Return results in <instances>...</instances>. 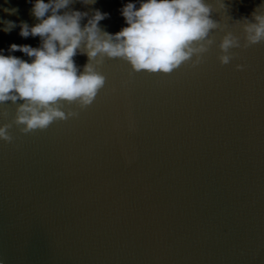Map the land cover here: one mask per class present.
<instances>
[{
	"label": "water",
	"instance_id": "1",
	"mask_svg": "<svg viewBox=\"0 0 264 264\" xmlns=\"http://www.w3.org/2000/svg\"><path fill=\"white\" fill-rule=\"evenodd\" d=\"M125 2L70 7L109 13L99 24L114 33ZM206 2L219 27L199 63L164 74L106 57L89 105L62 102L76 115L27 133L15 104L0 103L12 137L0 140L4 264H264V41L244 47L241 27L261 0H225L223 11ZM30 8L0 0V18L17 22L0 30L5 54L10 43L38 46L18 34L20 21L36 22ZM225 32L242 46L221 64Z\"/></svg>",
	"mask_w": 264,
	"mask_h": 264
},
{
	"label": "clouds",
	"instance_id": "2",
	"mask_svg": "<svg viewBox=\"0 0 264 264\" xmlns=\"http://www.w3.org/2000/svg\"><path fill=\"white\" fill-rule=\"evenodd\" d=\"M28 2L36 22L20 21L18 34L38 36V46L10 43L7 54L0 49V103L15 104L13 123L23 133L75 116L63 110L62 102H75L81 108L89 105L104 85L105 77L96 66L106 57L122 58L133 71L166 74L193 56V64L199 63L213 43L210 31L219 27L206 0H126L119 9L124 25L114 33L99 24L109 13L71 8L76 0ZM80 3L91 5L95 0ZM215 4L221 11L226 9L225 0ZM3 10L17 12L16 7ZM241 20L243 46L264 41V0ZM0 25L8 33L17 22L0 18ZM241 46L239 37L225 32L217 44L219 62L227 64L233 55L229 50ZM17 50L28 59L12 54ZM78 54L87 57L82 66L74 60ZM9 127L0 124V140L12 139Z\"/></svg>",
	"mask_w": 264,
	"mask_h": 264
},
{
	"label": "snow or ice",
	"instance_id": "3",
	"mask_svg": "<svg viewBox=\"0 0 264 264\" xmlns=\"http://www.w3.org/2000/svg\"><path fill=\"white\" fill-rule=\"evenodd\" d=\"M244 47H246V46H244ZM5 113H3V112H0V115H4Z\"/></svg>",
	"mask_w": 264,
	"mask_h": 264
}]
</instances>
